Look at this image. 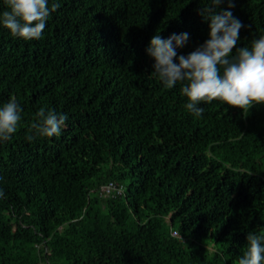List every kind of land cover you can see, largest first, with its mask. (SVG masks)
Listing matches in <instances>:
<instances>
[{
  "label": "trees",
  "instance_id": "trees-1",
  "mask_svg": "<svg viewBox=\"0 0 264 264\" xmlns=\"http://www.w3.org/2000/svg\"><path fill=\"white\" fill-rule=\"evenodd\" d=\"M57 2L40 40L0 25V106L23 109L0 141V264H236L264 231V106L195 117L146 51L157 33L189 35L177 64L203 45L210 0ZM234 5L216 11L242 23L238 49L264 35V0ZM41 108L66 128L30 141Z\"/></svg>",
  "mask_w": 264,
  "mask_h": 264
},
{
  "label": "clouds",
  "instance_id": "clouds-1",
  "mask_svg": "<svg viewBox=\"0 0 264 264\" xmlns=\"http://www.w3.org/2000/svg\"><path fill=\"white\" fill-rule=\"evenodd\" d=\"M224 2L210 0L203 8L202 14L210 27L209 39L187 56L179 55L178 64L177 49L186 46L187 33H174L168 39L157 33L146 49L155 61L152 74L167 89L181 84V94L188 101L185 108L198 118L204 112L200 105L214 101L239 109L245 116L254 107L264 106V35L252 40L250 46L237 49L243 25L231 11H216ZM4 3L7 10L0 13V25L14 38L25 41L40 40L51 14L60 7L57 0L51 6L49 0H4ZM227 4L228 9L235 6L234 0H227ZM22 111L15 97L0 106V141H9L17 132ZM67 120L65 114L41 108L31 124L35 135L27 138L31 141L37 136H60ZM236 264H264V231L248 233L247 248Z\"/></svg>",
  "mask_w": 264,
  "mask_h": 264
},
{
  "label": "built area",
  "instance_id": "built-area-1",
  "mask_svg": "<svg viewBox=\"0 0 264 264\" xmlns=\"http://www.w3.org/2000/svg\"><path fill=\"white\" fill-rule=\"evenodd\" d=\"M121 191V187H119V185L113 181L108 182L106 185L102 186L99 189L100 196L102 195L114 197V194L120 195L122 193ZM173 233H175V235H173L174 237H178V234L176 232Z\"/></svg>",
  "mask_w": 264,
  "mask_h": 264
}]
</instances>
